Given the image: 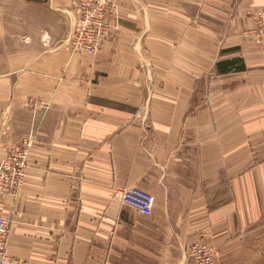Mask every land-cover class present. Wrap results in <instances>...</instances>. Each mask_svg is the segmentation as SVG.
Masks as SVG:
<instances>
[{"label": "crops", "instance_id": "crops-1", "mask_svg": "<svg viewBox=\"0 0 264 264\" xmlns=\"http://www.w3.org/2000/svg\"><path fill=\"white\" fill-rule=\"evenodd\" d=\"M119 1L95 55L2 59L0 157L32 139L13 214L2 200L20 264H192L191 244L222 253L260 221L264 46L249 32L264 0H215L208 18L195 0L191 15L192 0ZM132 187L150 215L114 197Z\"/></svg>", "mask_w": 264, "mask_h": 264}, {"label": "built area", "instance_id": "built-area-1", "mask_svg": "<svg viewBox=\"0 0 264 264\" xmlns=\"http://www.w3.org/2000/svg\"><path fill=\"white\" fill-rule=\"evenodd\" d=\"M75 11V27L67 46L72 52L94 55L110 39L112 31L120 23V10L112 0H71ZM255 29L249 35L264 46V7L254 13ZM32 147L31 137L24 138L17 148L0 157V264H20L7 254L12 219L2 212V200H7L13 214L18 193L28 168V155ZM114 197L126 207L142 215L152 213L154 197L136 187L116 190ZM216 249L206 241H198L187 249V257L193 264H215Z\"/></svg>", "mask_w": 264, "mask_h": 264}, {"label": "rangeland", "instance_id": "rangeland-1", "mask_svg": "<svg viewBox=\"0 0 264 264\" xmlns=\"http://www.w3.org/2000/svg\"><path fill=\"white\" fill-rule=\"evenodd\" d=\"M70 1L0 0V70L1 63L4 62L2 59L6 57V53L11 55L18 48H32L33 45H37L36 48L39 47L40 50H49L67 46L76 19L72 1ZM112 1L118 5L121 22L123 8L120 1L117 0L119 4L116 0ZM121 1L126 2L125 0ZM193 1L187 7L188 15L194 11L196 13V8L200 7L202 17L208 18L209 11L217 8L215 0H195L200 3V6L198 3L194 5ZM259 8H256L252 14L253 21L254 13ZM117 30L118 28L114 29L112 34H115ZM260 211H262L259 217L260 221L253 225V229L243 233L240 238L232 240L230 245L225 248V252L222 250L221 253L216 250L215 264H264V205Z\"/></svg>", "mask_w": 264, "mask_h": 264}, {"label": "trees", "instance_id": "trees-1", "mask_svg": "<svg viewBox=\"0 0 264 264\" xmlns=\"http://www.w3.org/2000/svg\"><path fill=\"white\" fill-rule=\"evenodd\" d=\"M228 66L232 67L234 65L233 61L227 63ZM239 68V67H238ZM241 68V67H240Z\"/></svg>", "mask_w": 264, "mask_h": 264}]
</instances>
